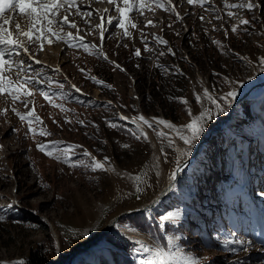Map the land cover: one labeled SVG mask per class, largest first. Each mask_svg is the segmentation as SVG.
<instances>
[{"label": "rangeland", "instance_id": "rangeland-1", "mask_svg": "<svg viewBox=\"0 0 264 264\" xmlns=\"http://www.w3.org/2000/svg\"><path fill=\"white\" fill-rule=\"evenodd\" d=\"M148 1L133 6L124 28L115 23L103 27L102 44L97 27L101 6H91L87 11L93 15L83 18L72 9L80 31L55 28L63 39L50 36L53 43L44 46L57 48L60 58L46 60L59 62V70L23 61L21 79L26 73L40 81L30 86L32 96L19 97L28 106L0 97V113L8 110L0 114V264L23 260L38 247L48 259L45 264H99L100 254L105 264H112L109 251L114 248L140 264L139 244L158 248L170 264H264L263 86L236 104L227 128L214 131L199 147L193 163L173 183L170 199L120 217L114 233L73 257L116 216L150 203L195 143L228 116L247 87L264 77V0H207L203 6L187 0ZM248 3L257 7H226ZM109 5L106 20L115 19L114 7H124L122 0ZM75 34L95 48L71 46L81 45ZM29 47L41 61L39 45ZM12 60L19 66L18 59ZM16 68L12 73L6 68V76L15 80ZM205 90L223 111H217ZM229 92H236L235 99L227 97ZM33 107L31 124L13 112L27 115ZM205 111L210 116L202 122L204 131L190 148L177 132L156 123L167 121L188 135L184 126ZM120 114L149 121L153 127L145 124L147 139ZM40 144L50 146L51 156L38 150ZM69 156L71 161L63 162ZM93 161L105 170L93 171ZM170 211L179 212L177 220L162 225L160 217Z\"/></svg>", "mask_w": 264, "mask_h": 264}, {"label": "snow or ice", "instance_id": "snow-or-ice-1", "mask_svg": "<svg viewBox=\"0 0 264 264\" xmlns=\"http://www.w3.org/2000/svg\"><path fill=\"white\" fill-rule=\"evenodd\" d=\"M141 4L144 3V0H139ZM151 3L160 5L161 0H150ZM207 0H187L188 4H196L199 3L201 6H203L204 3H206ZM107 3L117 5V0H107ZM122 3L124 5L123 8L119 7L118 5L114 8V11L119 13L118 19L108 18L105 23V18L101 16V24L97 25V27H109L112 26L113 23H115V26L124 28L125 27V21L128 20L129 13L133 11V4L134 0H122ZM226 7L231 8H244L246 7L248 11H253L257 5H254L252 3H248L246 6L244 4H231L226 5ZM71 9H75V14L80 15L82 18L87 16L91 17L93 15L92 11L82 12L81 7L78 6L77 0H0V97H3L4 95H8L12 98V102L15 103L19 101L20 103H23L25 107L28 106L27 102L25 100H20V95L24 96H32L33 92L30 90V86L33 83H40L38 79H35L34 76H28L25 73V76L23 79H21V69L24 66L23 61H19L20 67L16 68L13 75L15 76V80L10 79L8 76H6L5 71L6 68L9 73H12L13 66L17 64V61H13L10 59H6V56H20L21 50L23 51L24 55H28L29 59H34V57L30 53V47L29 45H39V50L43 51L45 43L48 45H51L53 43L52 39H50V36H55L57 39H63L58 32H56L55 28H62L64 26L76 29L78 32L80 29L77 27V25L70 20V16L73 15V12ZM7 11H11L13 13H16L18 11L19 16L17 15H10L5 17V13ZM107 12V9L105 10ZM142 15V13H141ZM229 15H232V13H229ZM130 22V21H129ZM150 23V22H149ZM242 24L247 25L250 22L247 20H242ZM27 25L28 30H23V27ZM133 28L136 27L135 23H132L131 25ZM147 26V25H145ZM233 32H236L237 29L233 27ZM127 34V32L125 33ZM71 34L69 33V36ZM103 38V37H102ZM81 39V45H72V46H82L85 51L88 50L89 47L95 48L94 45L89 46L86 44H83L82 37ZM159 39V38H158ZM25 40H27V44L25 43ZM160 43H166L163 40L159 41ZM147 50V48L145 49ZM97 55H102V53L97 52ZM140 50L137 49L135 52L136 56H140ZM105 60H107V57H103ZM34 62L36 64H40L41 61L34 59ZM260 63L264 65V59H261ZM28 67H31V65H28ZM119 68V65L116 66ZM123 70V69H121ZM58 71V69H56ZM94 79V78H93ZM96 83H101L100 81H95ZM79 91V89H77ZM45 96V99H49L47 93H42ZM205 96L208 97L209 100L212 101L213 104L216 105L217 111H223V109L220 107L219 104H216V101L209 95L208 91L205 90ZM227 97H230L232 99H235L236 92H229L227 94ZM226 99V98H222ZM197 103L200 102V97H196ZM186 103V101H185ZM7 109L2 110V113L0 114H7ZM14 114H16L19 119L23 121H27L29 124L33 123L32 120L28 119V117H31L34 115V107L32 111H29L27 115L21 114L19 112H16L15 109H13ZM190 114V113H189ZM210 112L205 111L203 112L200 117H198L195 120H192L190 123L184 126L186 131L189 133L188 135L182 134L181 129L175 128L174 125L168 123L164 120H156L157 124L164 125L165 127L177 132L179 135V139L183 141L185 145H188L189 148L191 147L193 141L200 138L202 132L204 131L203 121L209 118ZM124 119V118H121ZM139 120L142 121L144 124H147L148 127H153V125L144 119V117H139ZM36 122L42 123V121H39V118H36ZM110 127H117L116 124L110 123ZM29 131L32 132L33 130L31 127L29 128ZM35 134V133H34ZM40 135H50L49 133H46L44 131H41L39 133ZM137 140L141 139V135H143V138L146 140L147 136L146 134L141 133V135L133 134ZM161 137L164 136L163 133H158ZM172 141L169 140V146H171ZM38 150L41 152H44L46 155H50L51 153L48 151V148L50 146L40 144L37 145ZM127 147V145H125ZM65 152H71L73 149L66 148L64 149ZM85 156H89L90 154L85 152ZM56 159L60 160L61 157H55ZM107 159V158H105ZM71 157H67L63 162H70ZM70 166H76L74 163H72ZM92 170H105L104 165L100 162L93 161L92 163ZM9 207H12V205H9ZM179 216V212H168L166 215H162L160 217V223L163 225L166 222H174L177 220ZM237 244H240L243 246L245 244V241H236ZM142 250L146 253H150L148 258L146 260L141 261V264H170L168 260L165 259V253L156 250L154 252H151L150 249L147 247L142 246ZM13 264H26L23 260L14 261ZM187 264H196V261L189 260Z\"/></svg>", "mask_w": 264, "mask_h": 264}, {"label": "bare ground", "instance_id": "bare-ground-1", "mask_svg": "<svg viewBox=\"0 0 264 264\" xmlns=\"http://www.w3.org/2000/svg\"><path fill=\"white\" fill-rule=\"evenodd\" d=\"M95 1H98V0H84L82 3L80 2L79 4H78V6H80L81 7V9L83 8V9H85V10H83L82 12H85V11H87V10H89V8H91V6H93V7H95V6H97V5H100L101 6V13H110V9H108L109 8V6L106 4V0H100V1H98L97 3L95 2ZM170 1V0H169ZM136 4H140V2H139V0H134V4H133V6L134 5H136ZM110 7H112V6H110ZM107 9V12L105 11ZM134 9V8H133ZM97 10H99V9H97ZM71 11H72V9H71ZM73 12V11H72ZM10 15H17V16H19V14H18V11L16 12V13H13V12H10V14H8L7 16H10ZM76 15V14H75ZM117 15H119V13L117 14ZM6 16V17H7ZM80 16V15H79ZM73 18V19H72ZM100 15H99V17H98V20H100ZM115 19H116V17H115ZM114 19V20H115ZM70 20L71 21H78V18L77 17H75L74 16V14L73 15H71L70 16ZM106 20V19H105ZM98 25H99V23H98ZM24 29H26V30H28V27H27V25H25L24 27H23V30ZM81 35V34H80ZM82 36H84V35H82ZM25 43L27 44L28 42H27V40H25ZM54 48V47H53ZM33 50H35V49H33ZM30 53H31V49H30ZM44 53V54H43ZM40 54H41V52H40ZM21 55H24L23 54V51L21 50ZM15 56V55H13V57H9V56H6L5 58L6 59H10V60H12L14 57H15V59H18L19 61H27V62H32L34 59H35V56H34V54L32 53L31 55L34 57V59H29V57H28V55H26V57H22V56ZM44 55V57L41 59V65H43V66H46V68H48V70L50 71V70H53V69H58L59 70V68H58V65H59V62H58V64L57 63H51V62H49L50 61V59H49V61H47L46 59L48 58V56H52V58H55V57H57L58 56V50H57V48H56V50L54 51L53 49H51V48H44V50L42 51V56ZM58 58H60V56H58ZM52 60V59H51ZM62 61V60H61ZM33 64H35V63H33ZM14 66H16V67H18L17 65H14ZM13 66V67H14ZM16 67H14V68H16ZM14 68H13V70H14ZM54 71V70H53ZM259 82H257L259 85L258 86H263L264 87V77H261L260 78V80H258ZM40 86H41V84H39ZM247 89H248V87L244 90V91H247ZM95 98H96V96H95ZM233 113V112H232ZM120 116L122 117V118H124L123 120L124 121H126V122H128V123H131L132 125H134V126H136L138 129H140L141 131H142V133L143 134H146V136L148 137L149 136V133H148V130H147V128H146V126H145V124L142 122V121H140L139 119H135V118H132V117H129V116H127V115H123V114H120ZM231 117H232V114H230V116L228 115V116H226V117H223V118H221V120H220V123H219V125L223 122V126L225 127L226 126V124L229 122V120L231 119ZM194 147H193V149H192V151H191V155L185 160L186 161V164L183 166V167H188L189 165H191L193 162V160L196 158V157H193V153H194ZM1 154V153H0ZM183 170L184 169H182V170H180V172H179V174L176 176V174H174V172L171 174V176H168V177H166V180H165V184H164V186H163V189L165 188V187H167L169 184H171V187H170V190H172V186H173V183L177 180V178L179 177V175H180V173L181 172H183ZM160 201V200H159ZM159 201H157V202H159ZM115 224H116V222L115 223H110L109 224V226H108V228L110 227V233H114V230L112 229L113 227H115ZM51 228V230L54 232V230H53V227L51 226L50 227ZM55 233V232H54ZM142 246H144V247H147L148 249H150V251L151 252H154V251H156V250H159L158 248H154L153 246H148V245H146V244H139V246H138V252H137V254H138V257L140 258L139 259V262H140V264H141V261H143V260H146L147 258H148V256H149V254L150 253H146V252H144L143 250H142ZM166 259V258H165ZM167 260V259H166Z\"/></svg>", "mask_w": 264, "mask_h": 264}, {"label": "water", "instance_id": "water-1", "mask_svg": "<svg viewBox=\"0 0 264 264\" xmlns=\"http://www.w3.org/2000/svg\"><path fill=\"white\" fill-rule=\"evenodd\" d=\"M258 83L256 82V83H254L253 85H251V86H249L248 87V89H247V91H244L241 95H240V97L238 98V99H236L233 103H232V105H231V108H230V110H229V113H228V115L230 116V114H232V112L234 111V108H235V106H236V104H238L240 101H242L247 95H248V93L254 88V87H258ZM221 129H223V122L220 124V125H217L214 129H211L210 131H209V134H208V136H206L203 140H201V141H199V142H197V143H195V145H194V153H193V157H195L196 155H197V150L199 149V147L202 145V144H204L205 142H207L209 139H210V136H211V134L214 132V131H219V130H221ZM186 164V161H182V162H180L175 168H174V170H173V172H174V174H176V176L179 174V172H180V170H182V169H186L187 167H183L184 165ZM183 170V171H184ZM172 172V173H173ZM170 187H171V184H169L167 187H165L163 190H161L159 193H158V195L156 196V197H154L151 201H150V203H148V204H146V205H144V206H142V208L141 209H139V210H137V211H132V212H126V213H121V214H119L118 216H116L115 217V219L111 222V224L112 223H115L120 217H122V216H126V215H130V214H134V213H140V212H142V211H144L145 209H148V208H151V207H153V205L157 202V201H159V200H161V199H164L169 193H170ZM108 233H110V227L109 228H107L104 232H102L101 233V235L93 242V243H91V244H89L85 249H83V250H80V251H78V252H76L75 254H73V257L74 256H76L79 252H82V251H84V250H87L89 247H91V246H93V245H95L103 236H105L106 234H108ZM53 235H54V233H52ZM67 264H70V260L67 262Z\"/></svg>", "mask_w": 264, "mask_h": 264}, {"label": "trees", "instance_id": "trees-1", "mask_svg": "<svg viewBox=\"0 0 264 264\" xmlns=\"http://www.w3.org/2000/svg\"><path fill=\"white\" fill-rule=\"evenodd\" d=\"M262 10L264 11V8H262ZM227 168L228 167H226V170H227ZM171 196H172V193H170L165 200L170 199ZM118 251H119L118 248H114L113 251L112 250L109 251V253L114 256V259H111L113 261L112 264H134L133 262H131L129 260L128 257H126V256L121 257L119 255V252ZM79 257L80 256H77V259H79ZM104 259H105V257L103 255L101 257V254H100L99 255V261H98V263L99 264H105ZM23 261H25L26 264H45L48 261V259H45L43 257V254H41L40 248L38 247L35 250H31L29 252V255L25 259H23Z\"/></svg>", "mask_w": 264, "mask_h": 264}]
</instances>
